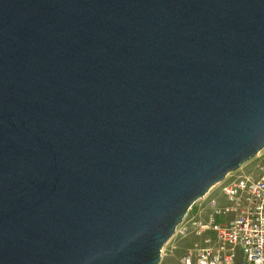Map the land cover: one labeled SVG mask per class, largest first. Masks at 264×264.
<instances>
[{"label":"water","instance_id":"1","mask_svg":"<svg viewBox=\"0 0 264 264\" xmlns=\"http://www.w3.org/2000/svg\"><path fill=\"white\" fill-rule=\"evenodd\" d=\"M264 150V0H0V264H160Z\"/></svg>","mask_w":264,"mask_h":264},{"label":"built area","instance_id":"2","mask_svg":"<svg viewBox=\"0 0 264 264\" xmlns=\"http://www.w3.org/2000/svg\"><path fill=\"white\" fill-rule=\"evenodd\" d=\"M235 173L190 209L196 206L180 233L191 231L203 244L187 250L180 264H264V164L254 176Z\"/></svg>","mask_w":264,"mask_h":264},{"label":"rangeland","instance_id":"3","mask_svg":"<svg viewBox=\"0 0 264 264\" xmlns=\"http://www.w3.org/2000/svg\"><path fill=\"white\" fill-rule=\"evenodd\" d=\"M264 164V150L261 151L254 159L247 162L243 165L241 169L236 171V176H254L257 174L258 169L261 165ZM214 187L212 192L217 190ZM196 210V206L188 213L186 219L187 222L192 219L194 212ZM186 225V223H185ZM185 225H181L177 233L173 236V238L164 246L163 249V257L160 264H180V257L189 249L201 246L203 244V239L197 237L193 232L190 231L188 234H182L180 231L183 230ZM179 231V232H178ZM241 258V256H240ZM242 262V259H239Z\"/></svg>","mask_w":264,"mask_h":264}]
</instances>
